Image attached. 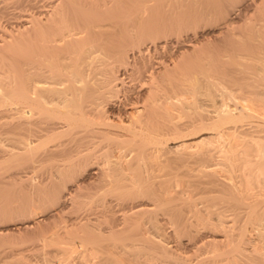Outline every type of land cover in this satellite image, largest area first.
Instances as JSON below:
<instances>
[{
    "label": "rangeland",
    "instance_id": "rangeland-1",
    "mask_svg": "<svg viewBox=\"0 0 264 264\" xmlns=\"http://www.w3.org/2000/svg\"><path fill=\"white\" fill-rule=\"evenodd\" d=\"M42 1L46 0H0V55L8 57L7 49H10L12 43L11 33H15L17 25L25 21L30 4L39 5ZM78 1L100 13L103 26L97 33L103 44L110 49L118 48L124 38L135 41L131 44L124 41V50L128 56L138 48H149L144 57L147 58L146 65H152L153 71L157 72L155 82H151V86L148 85L149 81L137 85L128 78L124 87H130L127 89L128 95L134 102H142L143 95L147 96L146 90L154 87L153 95L164 98L160 100L161 109L155 110L156 119L165 118L167 112L177 126L187 127L193 119L205 114L214 115L213 110L221 103L229 110L242 107L259 118H264V0ZM8 62V58L0 59V96L12 89ZM120 69L124 68L121 66ZM172 90L174 98L171 106L167 103L168 97L163 95L165 92V96L171 95ZM117 93L122 97L124 91L119 90ZM7 119L11 120L9 116H4L0 121L5 124L10 122ZM247 122L241 124L248 130L240 132L230 129L227 135L215 137L211 141L208 139V142L204 141L196 147L178 145L175 152L179 154H173H181L183 157L180 155V159L166 161L164 156H160L158 161L153 158L158 164H153L151 157L143 159L142 175L150 178L149 189L155 195H139L143 203H147L149 210L138 219L137 225H134V219L122 221V212L128 210L126 205L133 200L124 199L125 202L115 192H102L105 196L97 193L104 191L105 187L88 198H81L82 201L92 203L89 204L93 208L90 217L98 218L101 215L103 218L98 219L102 221L108 213V217L112 214L116 218L117 223H114L113 229L116 232L106 235L108 229L102 231L100 228L106 237L99 243L101 250L98 251L93 246L99 244L89 243L88 247L89 244L84 242L81 246L73 234H62L64 238L56 239L51 236L53 231L49 230L50 233L45 230L58 224V218L62 223L68 224L69 219L76 214L74 207L67 205L63 212L57 213L58 204H55L52 189H49L52 182L32 186L33 184L19 179L18 166L16 168L12 162L3 159L8 156L6 152L10 151L13 140L11 135L1 132L3 130L0 127V146L4 144L0 147V174L3 173L0 176V229L5 232L4 234L0 230V264H100L101 261L102 264H154L159 258L170 262L169 264H184L187 261H178L186 260L185 257L194 259L196 255L198 258L204 255L212 257L231 245L240 260L248 262L253 250H261V237L259 239L257 235L264 233V138L261 137L264 131H253L257 122L251 121L252 127ZM225 125L230 126L232 123ZM259 125L257 129L264 128L263 123ZM109 151L107 152L112 151L110 155L102 150L99 156L108 155V158L111 157L109 161L119 160L121 157L120 161L125 164L135 157V152L127 147H113ZM99 162L106 165L101 159ZM151 164L157 165L156 170L149 168ZM55 186L54 191L57 190V185ZM58 188L61 189L60 186ZM40 189L45 192L39 193ZM111 194L113 197H110ZM101 197L106 200L105 205L114 202L105 208L107 211L104 214H100L99 209L102 208L98 205L101 203L97 201ZM117 197L120 198L119 202ZM206 205L208 206L205 207ZM112 206L114 208L108 210ZM122 206L124 209H121ZM27 218L36 222L26 229L21 223L15 224ZM177 221L185 223V227L191 224L188 227L193 229L192 232L200 231L195 233L198 236L214 235L216 241L191 251L177 245V241L181 243L189 237L185 235L186 232H177L183 227L174 228L179 224ZM257 222L259 226L256 228ZM75 230L73 232L77 235H83L79 229ZM100 230L94 228L93 233L89 229V233L95 235ZM40 231L44 234L41 232V235ZM66 236L69 237L70 245L73 243L71 257L62 252L65 247L61 248L71 247ZM61 240L68 243V246L64 242L61 244ZM246 240L250 243H243ZM157 241L158 244L155 243ZM240 245L246 250L239 249ZM161 249L164 253L159 252ZM183 249L186 250L185 253Z\"/></svg>",
    "mask_w": 264,
    "mask_h": 264
},
{
    "label": "bare ground",
    "instance_id": "bare-ground-1",
    "mask_svg": "<svg viewBox=\"0 0 264 264\" xmlns=\"http://www.w3.org/2000/svg\"><path fill=\"white\" fill-rule=\"evenodd\" d=\"M100 21V13L92 7H86L78 0H46L39 5L30 4L25 21L17 25L15 33L10 32L12 43L10 49H7L9 50L8 57L3 54L0 55L1 60L8 58L12 83L10 92L0 96V118L4 116L11 118V120L7 119L10 122L7 121L5 124L0 121V127L3 130L0 131L11 135L10 137L13 140L12 145L9 144L11 146L9 147V153L6 152L8 156L2 158L4 161L12 162L15 167L18 166V168L16 167L19 169L17 176L27 184L29 182V184H33L32 186L36 183L43 186L47 182H50V184L52 182L51 188H48L52 189L51 193H53L55 204L56 202L58 204L56 212H63L62 210L71 204L76 214L72 219H69L68 224L62 223L63 221L58 218L57 221L60 222H57L56 225L53 224L55 229L50 227V229L45 230H48V232L53 231L51 236L56 237V239L64 238L62 234H73L74 239H77L80 245L84 242L86 245L89 243L98 245L107 234H112L113 229H115L114 223H117L116 218L113 217L115 215L112 216L111 214L108 217V213V215L105 214L108 217H105V220L98 214V218L102 217V221L97 217H90L93 208L89 204L92 203L86 202V200L82 201L81 198L90 197L98 189L103 190L102 188L105 187L104 191L97 192L102 196H105L104 192H115L123 201H125L124 199L133 200L128 201L129 203L126 205L128 210L122 212V221L124 222L134 219V225H137L138 219L149 210L147 203H143L141 198L145 197L144 193L155 195V192H151L152 189H149V186H151L149 185L150 178L148 179V177L142 175L143 159H147V157L157 159L160 156H164L166 161L180 159L181 154H173L178 145L196 147L204 141L208 142V139L211 141L215 137L227 135L230 129L240 132L248 130L247 127L245 129L242 127L243 124L241 123H245V121H248L247 123L251 127V124H253L251 121H256L255 129L252 128L253 131H264V128H256L260 123L264 124V118H259L242 107L237 108L238 110L236 108V110H229L225 108L223 103L215 107L213 110L214 115H202L200 118L191 120L187 127L177 126L171 114L167 112L165 113L168 115L162 118L163 120L156 119L155 110L161 109L160 106L162 105L160 104L162 103L160 100L162 101L164 98L161 99L159 97L161 95L158 96L159 98L153 95L154 87L146 90L147 96L143 95L142 102H137V100L134 102L128 95L129 90L127 89L130 87L127 89L124 87L125 80L128 78L136 84L144 81L148 83L149 81L150 84L148 85L151 86V82H155L156 70L153 71L152 65H146L147 58L144 57L149 48L144 50L138 48L128 56L124 46L135 41L134 39L126 40L124 38L126 44L123 41L121 42L122 45H117L118 48L110 49L106 44H103L100 34L97 33L98 29L103 26ZM0 45L2 44L0 43ZM121 66L124 69H120ZM119 90L124 91L122 97L117 93ZM170 93L171 95L165 96V92L163 97H168L167 103L172 106L173 90ZM226 123H232V125L226 126ZM237 123L240 124L237 125ZM179 129H182V133H178ZM261 137L264 138V133ZM2 144L0 147H3ZM118 146L120 148H131L135 152L134 159L125 164L120 161L122 155L119 154V160L109 161L111 157L108 158V155L104 153L110 155L112 151L111 153L107 151ZM102 150L104 155L99 156ZM100 159L105 162V166L99 162ZM154 159L151 162L158 164ZM153 166L157 165L149 166V168L156 170V167ZM21 173L24 174L21 175ZM53 182L55 183L53 184ZM55 185H57L59 191L57 193V190L54 191ZM44 189H40L38 192H45ZM50 195L52 196V194ZM112 195L110 197H113ZM139 195H142V197L139 198ZM101 199L103 198L97 200L101 204H97L102 208L99 209L100 214L101 212L104 214L107 211L105 208L109 204H114V202L105 205L106 200L101 201ZM117 199L119 202L120 198L117 197ZM113 206L108 210H112ZM121 209H124V207L122 206ZM35 222L33 219L27 218V220L24 219L21 222L14 223H21L23 228L26 229ZM180 222L174 228L178 229L185 224ZM96 225H101V227ZM258 226L259 222H257L256 228ZM187 227L184 225L177 232H186L185 235L189 236L188 239L181 243L177 241L176 244L189 248V251L193 248L198 250L201 246L216 241L214 235L198 236L195 234L200 232L198 229V231L194 230L192 232L193 229L190 230V227ZM94 228L97 230L101 228L102 231L108 229L109 231L107 230L106 235L101 230L99 233L95 232L96 234L92 235ZM75 229L77 231L79 229L83 235L74 233L73 230ZM89 229L93 233H89ZM2 232L5 234L3 230ZM41 232L43 231H40V234ZM84 236L88 239H84ZM257 236L259 239L261 237V250H255L256 252L253 250L254 253L248 262L241 261L239 255L233 252L231 242L230 247L227 246L228 248L218 254L216 253L215 256L205 257L206 255H204L198 258L196 255L194 259L185 257L186 260L178 262L187 261L184 264H264V233H259ZM62 242L64 241L61 240L60 243L62 244ZM67 242L70 245L69 237ZM68 243L65 244L68 246ZM155 243L158 244V241ZM243 243L247 244L250 241L246 240ZM72 244L68 248L60 246L66 248L65 251H61L70 256L74 251L71 249L73 248ZM88 247H90V244ZM93 247L98 248L96 251L101 250L99 248L101 247L100 244ZM238 248L246 250L242 245ZM185 251L183 252L185 253ZM159 252L164 253L162 249ZM178 257L181 258L182 256ZM65 258L68 257L65 256ZM169 263L159 258L157 263L154 264ZM100 264H102V261Z\"/></svg>",
    "mask_w": 264,
    "mask_h": 264
}]
</instances>
